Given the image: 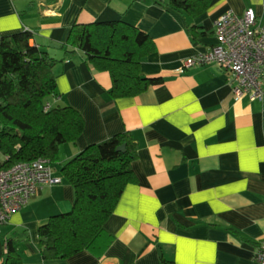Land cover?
Returning <instances> with one entry per match:
<instances>
[{"label":"crops","instance_id":"0c3cea01","mask_svg":"<svg viewBox=\"0 0 264 264\" xmlns=\"http://www.w3.org/2000/svg\"><path fill=\"white\" fill-rule=\"evenodd\" d=\"M249 7L264 23V0H212L197 15L156 0H0L3 35L33 30L32 42L59 58L77 21L135 23L156 45L142 72L162 78L138 94L114 96L111 72L89 62L84 51L58 60L55 100L78 108L85 127L62 144L59 171L54 168L61 180L39 187L0 220V264L10 238L17 239L25 264H260L255 241L264 240V96L236 99L234 72L219 61L181 69L187 57L216 43L220 13ZM126 130L140 145L133 162L138 180L126 186L106 222L107 247L44 257L41 224L76 200L62 164Z\"/></svg>","mask_w":264,"mask_h":264},{"label":"trees","instance_id":"16d2710c","mask_svg":"<svg viewBox=\"0 0 264 264\" xmlns=\"http://www.w3.org/2000/svg\"><path fill=\"white\" fill-rule=\"evenodd\" d=\"M189 15L205 11L212 0H156ZM35 33L25 29L0 39V171L22 161L62 158V144L75 141L85 119L72 104L55 100L60 95L54 66L60 59L82 50L87 60L109 70L114 96L138 94L161 81L142 72V61L155 48L152 36L124 19L77 21L70 32L62 58L32 42ZM125 144L124 147L122 145ZM139 141L131 131L118 132L88 144L61 166L74 185V207L56 213L40 226L44 257H67L84 248L102 253L107 247L106 222L130 182L138 180L133 162ZM18 241H8L4 264H25ZM258 249L261 241H255ZM167 261V259H166ZM178 264L175 260L167 261Z\"/></svg>","mask_w":264,"mask_h":264},{"label":"built area","instance_id":"2783aa9c","mask_svg":"<svg viewBox=\"0 0 264 264\" xmlns=\"http://www.w3.org/2000/svg\"><path fill=\"white\" fill-rule=\"evenodd\" d=\"M217 41L209 49L187 57L181 69L195 63L219 61L234 72L236 99L264 96V23L257 20L253 7L243 13L228 9L215 18ZM0 31V39L2 37ZM61 180L47 157L22 161L0 171V220H8L14 210L39 187ZM263 247L256 257L264 264Z\"/></svg>","mask_w":264,"mask_h":264},{"label":"rangeland","instance_id":"374dc122","mask_svg":"<svg viewBox=\"0 0 264 264\" xmlns=\"http://www.w3.org/2000/svg\"><path fill=\"white\" fill-rule=\"evenodd\" d=\"M64 153H63V151H62V155H63ZM60 166V164H59V162H56V163H54V168L57 170V171H59V167Z\"/></svg>","mask_w":264,"mask_h":264},{"label":"water","instance_id":"95a60500","mask_svg":"<svg viewBox=\"0 0 264 264\" xmlns=\"http://www.w3.org/2000/svg\"><path fill=\"white\" fill-rule=\"evenodd\" d=\"M124 146H125V144L122 145V147H124Z\"/></svg>","mask_w":264,"mask_h":264}]
</instances>
